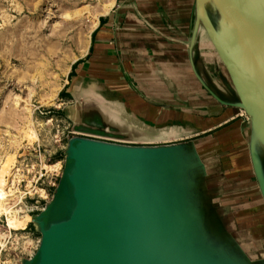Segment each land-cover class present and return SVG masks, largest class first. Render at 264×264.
<instances>
[{
    "label": "rangeland",
    "instance_id": "1",
    "mask_svg": "<svg viewBox=\"0 0 264 264\" xmlns=\"http://www.w3.org/2000/svg\"><path fill=\"white\" fill-rule=\"evenodd\" d=\"M142 1L146 0H0V264H26L33 255L39 238L34 216L50 202L58 185L67 141L82 136L71 127L140 137L112 120L106 109L96 106L87 96L78 108H73L71 126L65 115L68 106L65 91L70 87L76 65L88 59L83 53L90 30L101 14L115 18L113 32L119 34L130 27L137 31L143 26L142 19L158 26L157 16L150 14ZM211 12L206 7L216 30L228 37V29L221 27ZM164 29L158 28L162 32ZM205 51L215 55L213 48L206 47ZM219 66L221 77L229 85L224 66L222 63ZM238 113L234 121L218 125L210 133L228 132L227 138L232 142L228 154L238 152L247 158L251 142L246 140V129L240 124L250 127V120L240 109ZM213 138L206 139L205 149L203 133L150 146H182V156L176 153L173 169L170 164L168 168L175 180L180 181L183 174L187 178L184 211L190 215L191 223L194 220L195 225L196 220L202 241L198 250L210 249L212 254L234 264H264V213L257 215L258 207L252 209L255 206L250 201H243L245 195L249 200L259 196L255 179L250 176L252 171L236 170L222 178L231 182L228 191H222L217 185L220 178L213 175L215 171L218 173L220 158L213 152L219 150L220 139L217 145ZM256 140L252 148L264 172V146ZM203 151H212L214 160ZM228 154L222 156V165L229 161ZM49 180L55 181L53 187L47 184ZM41 188H45L47 198H43ZM222 195L228 196L222 199L223 203L216 198ZM233 196L238 199H232ZM11 221L20 225L13 228ZM219 260L225 261L219 257L213 262Z\"/></svg>",
    "mask_w": 264,
    "mask_h": 264
},
{
    "label": "water",
    "instance_id": "2",
    "mask_svg": "<svg viewBox=\"0 0 264 264\" xmlns=\"http://www.w3.org/2000/svg\"><path fill=\"white\" fill-rule=\"evenodd\" d=\"M196 2L197 16L236 94L234 105L249 118L264 146V0ZM206 7L219 25L229 21L257 50L260 66L239 65L234 55L231 61L226 57ZM241 65L255 71L260 88L259 82L244 81L249 73ZM163 127L169 132L170 125ZM81 135L67 141L58 185L50 202L34 216L39 238L26 264H215L212 261L219 257L234 264L207 248L206 259H200L196 220L191 225L184 199L171 197L165 168L174 161V152L182 156L180 144L131 145ZM253 167L264 199V172L256 157Z\"/></svg>",
    "mask_w": 264,
    "mask_h": 264
},
{
    "label": "crops",
    "instance_id": "3",
    "mask_svg": "<svg viewBox=\"0 0 264 264\" xmlns=\"http://www.w3.org/2000/svg\"><path fill=\"white\" fill-rule=\"evenodd\" d=\"M142 2L147 5L150 14L157 16L158 26L166 28L165 31L142 19L143 26L137 31L130 27L124 34H119L113 32L115 18L101 14L90 30L83 53L88 59L76 65L70 87L65 91L68 100L65 115L71 126L73 108H78L87 96L96 106L106 109L112 120L141 138L71 129L86 136H101L132 145H151L203 133V149L208 147L206 139L214 136L215 144L220 139L219 150L213 152L220 158L218 173L215 171L213 174L221 179H218L217 185L222 191H228L231 182L222 178L236 170L250 169L259 196L249 200L245 195L243 201H250L255 206L252 209L258 207L257 215L262 216L264 211L260 209L261 204L264 207V199L254 173L255 152L252 148L253 141L257 139L260 143V140L251 123L249 127L239 122L246 129V140L251 142L249 156L245 158L238 152L229 153V161L226 160L223 165L222 156H226L232 148V142L227 138L230 135H227L228 132L210 133L214 127L234 121L239 113L234 105L236 94L232 84L229 80L228 85L218 70L219 58L215 52V55H210L211 52L205 51L206 47L212 49L213 46L197 16L196 0ZM169 15L171 17L167 18ZM119 19L116 18V22ZM210 23L215 28L211 20ZM164 125H170L169 132ZM198 154L200 156L199 151ZM203 154L214 160L212 151H203ZM225 197L228 198L223 195L216 198H221L223 203ZM232 199L238 198L233 196Z\"/></svg>",
    "mask_w": 264,
    "mask_h": 264
},
{
    "label": "bare ground",
    "instance_id": "4",
    "mask_svg": "<svg viewBox=\"0 0 264 264\" xmlns=\"http://www.w3.org/2000/svg\"><path fill=\"white\" fill-rule=\"evenodd\" d=\"M199 1L200 0H198V2ZM220 26L224 27V29H228V33H227L228 37H226L225 34H221V33L217 32V34L215 35V38L219 39L220 43H222L223 48L225 50V55L227 58H229L230 61H231V56L234 55L235 59H236V61H238L237 63L239 65L242 64L244 66L246 64H249V65L254 64L255 68H257V66L261 65L262 57L259 55L257 50L250 43H247L240 35H238L236 33L233 25L229 21L224 20V21L220 22ZM230 33L233 34L232 37H231ZM243 66H242V69L245 70L247 73H249V75H247V77L250 78L249 79L245 76V78H247V79H244V81L249 82L251 85H254V83L256 85V82H259L258 87L260 88V84L262 82H261L259 77H256L253 74L255 71H252V69H249V68H246V66L245 67H243ZM258 68L260 69V67H258ZM256 136H257V134H256ZM258 139L260 140V143L262 144L261 139L259 137H258ZM173 154H176V152H174ZM174 158H177V156H174ZM185 159H187V157ZM164 161H166V160L164 159ZM168 162L169 163H166V168H165V171H166L165 178H166V180L169 178L168 180L172 183V184L170 182L167 183V184H169V190L171 191V197L172 198L173 197H180V198L184 199V202L181 199L182 204H183L182 206L184 208L185 207V196H184L185 188L184 187L187 186V185H185L188 182V181H186L187 178L185 179V176L183 174L180 181L177 179L175 180V177L173 176V173H172V169L174 167V164L172 161L171 162L168 161ZM169 164L172 165V169L168 168ZM175 165L177 166L178 163ZM184 168H185V166L183 164V170H184ZM183 208L180 209V212L183 211ZM188 216H190V215H188ZM10 223H11L10 225L13 228H16L20 225V222H18V221H11ZM205 251L206 250L201 249V248L198 250V252L200 253L199 257H200V259L202 258L201 259L202 261H203V258H205L204 254L207 255V253ZM214 263L215 264H225V261L223 262V261L219 260V261L214 262Z\"/></svg>",
    "mask_w": 264,
    "mask_h": 264
},
{
    "label": "built area",
    "instance_id": "5",
    "mask_svg": "<svg viewBox=\"0 0 264 264\" xmlns=\"http://www.w3.org/2000/svg\"><path fill=\"white\" fill-rule=\"evenodd\" d=\"M57 174V173H55ZM47 184L50 186V187H53L55 185V181H51L50 180L47 182ZM45 188H41L39 189V191H41V193L43 194V198H47V193L44 192ZM46 205V204H45ZM44 205V207H45ZM44 207L40 208V211H42L44 209Z\"/></svg>",
    "mask_w": 264,
    "mask_h": 264
}]
</instances>
